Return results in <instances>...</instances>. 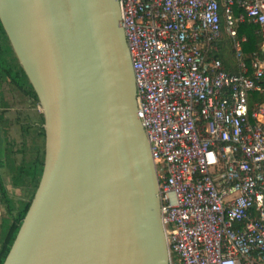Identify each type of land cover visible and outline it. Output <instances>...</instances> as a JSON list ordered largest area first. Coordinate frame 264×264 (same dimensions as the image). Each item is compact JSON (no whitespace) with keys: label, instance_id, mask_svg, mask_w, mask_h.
Returning <instances> with one entry per match:
<instances>
[{"label":"water","instance_id":"95a60500","mask_svg":"<svg viewBox=\"0 0 264 264\" xmlns=\"http://www.w3.org/2000/svg\"><path fill=\"white\" fill-rule=\"evenodd\" d=\"M0 20L46 131L3 264H171L119 0H0Z\"/></svg>","mask_w":264,"mask_h":264},{"label":"built area","instance_id":"2783aa9c","mask_svg":"<svg viewBox=\"0 0 264 264\" xmlns=\"http://www.w3.org/2000/svg\"><path fill=\"white\" fill-rule=\"evenodd\" d=\"M119 5L171 264H264V99L251 100L264 98V0ZM244 22L262 37L250 64ZM225 35L234 72L217 56Z\"/></svg>","mask_w":264,"mask_h":264},{"label":"trees","instance_id":"16d2710c","mask_svg":"<svg viewBox=\"0 0 264 264\" xmlns=\"http://www.w3.org/2000/svg\"><path fill=\"white\" fill-rule=\"evenodd\" d=\"M236 13L241 12L237 6L235 7ZM258 26L244 22L239 26V35H245L247 41L243 43V51L245 53L248 64L253 58L260 57L262 53V37L256 32ZM226 44L230 45L231 41L225 35ZM233 51L232 47L230 49ZM222 59L224 65L229 71L234 72L235 69L231 65L232 59L226 56L224 52L217 54ZM0 76L2 79L10 78L13 83L19 87L24 88V83L28 84L31 96L36 102L38 101V95L29 81V78L20 64L17 56L9 41L8 35L4 29V26L0 20ZM3 81V80H2ZM264 98L258 94L252 95L251 100H263ZM252 103V102H251ZM44 115L41 117V126L38 131L37 138L33 140V144L30 147V158L23 161L16 169V173L13 177L14 185L20 189L21 196L15 201L12 199L0 177V196L1 202L6 206L7 214L6 218L2 222L0 232V264H3L15 239L19 232V229L23 223V220L31 206L35 192L40 184L44 163H45V139L46 131L44 128Z\"/></svg>","mask_w":264,"mask_h":264},{"label":"crops","instance_id":"0c3cea01","mask_svg":"<svg viewBox=\"0 0 264 264\" xmlns=\"http://www.w3.org/2000/svg\"><path fill=\"white\" fill-rule=\"evenodd\" d=\"M231 65L235 69V61ZM42 115L40 103L31 96L26 82L22 88L10 78L0 76V177L15 201L21 192L14 185L13 177L17 167L30 158V147L37 138ZM6 214L0 196V232Z\"/></svg>","mask_w":264,"mask_h":264},{"label":"rangeland","instance_id":"374dc122","mask_svg":"<svg viewBox=\"0 0 264 264\" xmlns=\"http://www.w3.org/2000/svg\"><path fill=\"white\" fill-rule=\"evenodd\" d=\"M229 38V37H228ZM230 40V39H229ZM225 37L223 38V41L221 42V46H220V51L219 52H224L226 54V56H228L229 58H231L232 60L231 61H235V55L233 53V51H231V47H232V44L230 43V45L226 44L225 42ZM231 41V40H230ZM233 49V48H232ZM43 110V109H42Z\"/></svg>","mask_w":264,"mask_h":264}]
</instances>
